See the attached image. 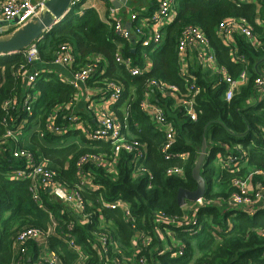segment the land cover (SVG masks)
I'll use <instances>...</instances> for the list:
<instances>
[{"label": "trees", "instance_id": "1", "mask_svg": "<svg viewBox=\"0 0 264 264\" xmlns=\"http://www.w3.org/2000/svg\"><path fill=\"white\" fill-rule=\"evenodd\" d=\"M258 2L255 5L239 0H176V19L164 29L163 44L156 49L153 46L143 49L138 43L135 53H132L131 42L122 40L116 34L114 24L102 22L94 9L80 16L78 8H73L59 28L51 30L37 42L41 60L47 63L52 62L61 46H71L75 56L71 70L74 71L98 59L99 69L89 80L90 87L102 88L105 93L107 82H115L122 87L121 99L114 104L113 111L127 140L146 146V157L140 163L145 172L138 178L132 177L135 171L133 155L127 152H121L114 174L94 164L86 166L100 188L83 190L87 210L96 219L91 225L76 226L75 236L82 249L81 258L59 237L65 224L75 219L72 211L46 192L42 194V203L35 202L28 182L10 181V172L20 166V162L10 151L3 152L0 155V264H11L14 260L13 242L21 231L40 229L46 232L53 223H57L58 229L56 234L49 235L46 245L49 251L58 255L61 264H264V237L259 235L264 231V206L250 216L233 207L230 201L233 195L239 194L236 181L248 179L255 171L264 172V98L257 103L254 88V80L258 76L255 66L260 62L259 66L264 65V26L258 21L261 19L264 23V0ZM230 17L244 19L251 25L260 37L259 47L252 46L245 37L237 34L234 44H223L218 36V26ZM188 26H197L205 32L218 63L227 67L232 76L237 77L246 68L250 77L228 102L223 97L226 84L198 65L196 71L190 72L200 89L195 97L196 121L175 109L173 100L162 98L155 89L151 91L153 102L164 108L177 132L171 152L188 153L186 161H166L160 152L165 142L164 133L145 115L141 104L152 79L175 85L183 92L191 83L180 75L177 53L180 36ZM118 42L123 45L119 52L125 59H132L135 67H144V51L153 62L152 70L141 77L131 76L122 64L116 62ZM232 56L237 58V62H233ZM241 58H244V63ZM22 65H25L23 53L0 57V120L6 114L1 109L6 100L17 97L18 104H21L24 98L26 91L22 74L28 68L24 66L20 74ZM39 78L34 92L40 93L33 106V116H28L30 121L19 145L48 160L60 180L74 187L80 157L90 153L111 160L112 145L91 143L77 131L63 137L46 133L44 138H40L38 130L46 132L49 114L56 107L72 104L76 91L54 75L45 74ZM10 113L18 121L27 117L18 111ZM63 114H67L64 109L60 115ZM3 133L0 125V137ZM68 136L81 138L83 147L75 141H68ZM204 136L210 149L202 167L207 184L204 201L200 205L187 202L180 207L177 201L179 190L197 189L192 171L201 153ZM238 144L243 148L241 153H246V162L240 169H223L216 178L215 169L211 166L215 153L224 155L231 150L238 154L234 149ZM176 167L183 168L184 177L166 175L168 169ZM251 183L253 195L264 188V178L260 175H254ZM216 184L218 188L225 186L227 190H215ZM118 199L130 205L133 221L127 222L121 210L103 208L102 201L115 202ZM98 210L104 218V231L100 227ZM184 219L190 226L193 224V230L170 226L171 222ZM97 233L112 237L115 243L101 255L92 246L97 242ZM137 233L142 238L137 239ZM145 236L151 238L149 245L142 244ZM28 248L31 257L29 261L25 260V264H34L42 255L41 250L33 244ZM180 250L183 251L182 257L177 255Z\"/></svg>", "mask_w": 264, "mask_h": 264}, {"label": "built area", "instance_id": "2", "mask_svg": "<svg viewBox=\"0 0 264 264\" xmlns=\"http://www.w3.org/2000/svg\"><path fill=\"white\" fill-rule=\"evenodd\" d=\"M48 0H0V34L7 28L15 27L21 28L34 18L39 17L45 9ZM85 0H71V7L78 8L83 5ZM105 3H112L116 0H103ZM242 3L251 0H239ZM128 3V0H127ZM126 5V4H125ZM176 0H158L156 11L148 17L147 20H139L136 13L132 14L131 20L135 22V36L140 39L143 48L153 46L155 49L159 48L164 41V29L172 24L176 19L175 11ZM111 10V11H110ZM109 23L114 24L116 34L124 41H130L132 34L126 30L121 21L114 18L115 9L111 8ZM139 21V22H138ZM138 22V23H137ZM6 26V27H4ZM235 34L245 37L252 45H259V36H257L251 25L244 19L226 18L222 20L218 26V36L226 46L234 44ZM177 53L179 58L180 75L183 79L190 80L191 83L183 92L179 87L167 84L161 80L152 79L147 86L145 98L141 104V109L155 124V127L161 130L165 136V142L162 145L160 152L166 161L179 159L186 161L188 153H173L171 152L176 144V129L173 123L167 117L163 107L153 102V90L159 91L162 98H170L174 102V108L179 109L191 121L197 120V109L195 106V97L200 92L196 86V79L190 73L189 59L195 57L198 64L206 70H212L221 80L226 84L224 93V100L231 101L240 86L246 84L249 80V71L244 68L237 77L230 74L227 67L222 66L217 61L215 50L212 48L210 40L205 32L197 26H188L185 28L180 36L177 46ZM236 53V52H235ZM25 65L20 66V74L27 66L28 69L22 74L24 80L25 95L21 104H18V98L13 97L6 100L1 109L5 116L0 120V125L4 129L3 135L0 137V155L5 151H10L13 158L20 162V166L10 172V181H24L29 183V191L35 202L42 203V194L45 192L52 196L54 200L66 206L72 211L75 219L68 224H65V229L59 233V237L67 243V245L80 255L82 258L81 246L77 244L75 236V229L77 225L85 226L91 225L95 222L93 214L87 210V201L85 200L83 190L96 191L100 188L96 184L94 175L86 170V166L94 164L100 168L105 169L108 173L114 174L116 172L118 160L121 152H127L133 155V166L135 171L132 174L133 178H138L145 169L140 167V163L145 159L147 154L146 146L141 147L138 142H130L123 134L121 123L115 115L110 111L102 113L98 117L97 127L88 129L79 118L72 114L70 106L56 107L48 116L46 122V132L38 130L40 138H44L46 133L53 136L63 137L72 132H80L91 143H106L112 145L111 160L103 155L85 154L80 157L77 163V183L74 187H69L65 182L60 180L58 172L49 166L48 160L41 159L37 156V152L29 148L21 147V138L23 131L29 123V117L33 116V106L38 97L34 92L35 85L39 78V73L30 72L31 65L40 60L39 46L37 43L31 44L23 53ZM147 55L144 58L147 59ZM116 62L122 64L133 77H141L145 74L142 68L135 67L133 60L125 59L118 51L115 55ZM233 62H237V58L232 56ZM75 61L73 49L69 45L61 46L55 53L51 64L72 69ZM244 63V58H241ZM99 60H91L85 67L78 71L72 72V80L69 86L77 90L80 85H85L91 78H94L99 67ZM260 67V66H259ZM258 76L254 80V88L256 89V102L261 103L264 98V67L261 72L257 67ZM106 94L109 97L111 104H116L120 101L122 96V87L115 82L106 83ZM251 103V101H249ZM63 109L67 114L60 115ZM22 112L27 115L26 118L19 120L16 116H12L10 112ZM18 122V123H17ZM7 143V144H6ZM14 144V147L11 146ZM228 148V146H226ZM235 151L227 150L228 152L220 157V163L223 169H240L244 165L246 153H241L242 147L240 144L235 146ZM243 163V164H242ZM114 164L116 168L112 170L109 166ZM167 176L184 177L183 168H170L166 171ZM254 175H260L264 178L263 171H255L246 180H238L235 182L239 194L233 195L231 198V205L250 216L255 215L258 210L264 206V188H261L256 194L251 193V182ZM204 199L197 204H202ZM40 203V205H42ZM103 208L109 210H121L126 221H133L131 216L130 205L118 199L115 202L102 201ZM163 218L162 215H160ZM98 218L100 220L101 230L104 231L105 223L100 210H98ZM187 219L183 221L170 223V226L180 228H190L193 230ZM135 229V226L133 227ZM58 229L57 223L49 231H42L40 229H26L21 231L13 242L14 260L11 264H25L27 254L29 252L28 245H36L41 250L40 258L34 264H61L57 254L52 251L45 253L49 247L46 245V239L50 234H56ZM259 235L264 237V231ZM97 242L93 244L95 252L100 255L102 251L107 252L109 245H115L112 237H108L104 233H97ZM136 238H142L140 233L136 234ZM151 238L149 236L143 237L142 244L149 245ZM178 257L183 256V251L177 254ZM144 263V260H141ZM105 264V263H104Z\"/></svg>", "mask_w": 264, "mask_h": 264}, {"label": "crops", "instance_id": "3", "mask_svg": "<svg viewBox=\"0 0 264 264\" xmlns=\"http://www.w3.org/2000/svg\"><path fill=\"white\" fill-rule=\"evenodd\" d=\"M157 1L158 0H128V3L126 5H122L120 8H116V6H114L113 4L117 2V0L112 3H105L103 0H85L83 5L81 7H78L77 13L81 16L87 10L94 9L97 12L100 20L106 24H109V19L111 18L109 10L111 8H114L116 10L114 14V18L121 21L126 30L130 29L128 31L132 34L133 38L135 37V43H133L132 40H130L132 44V48H131L132 53H135L137 50L136 45L140 43V39L136 38L134 34L136 23L132 22L131 16L132 14L136 13L138 15L139 20H147L148 17H150L156 11ZM246 3H253L255 5L259 4L258 0H251ZM258 21L261 26H264V23L261 19H259ZM61 25H59L58 28ZM16 30L17 28H15L14 26L7 28L2 34H0V39H4L8 37L10 34H12ZM260 43L261 42H260V37H259V45ZM252 46L256 47L257 45H252ZM117 48H118V51H122L123 45L118 42ZM142 55L144 57L145 55L144 51ZM144 61H145L144 67L142 69L145 71V74H146L152 70L153 62L149 56L147 57V59L144 58ZM188 63H189V70L196 71L199 64L196 61L194 56L191 59H189ZM259 64H262V62L258 63L257 66H255V70L258 67V69H260V71L262 72L264 65L259 67ZM29 70H30L29 73H33V72L39 73L40 74L39 77L45 74L54 75L61 83L65 85H69V83L72 80L73 70H71L70 68L56 66L51 63L44 62L41 60V57H40V60L36 61L35 63L31 65V68ZM206 72H209L211 75H216L212 70H209V69L206 70ZM39 79L40 78H38V80ZM75 91H76V96H75L74 102L70 106L71 108L70 112L72 114H75L79 118V120L84 123L86 128L88 129L96 128L98 126L97 125L98 117L104 112H108V113L111 112L113 115H115L113 111L114 104H111V102L109 101V97L106 95L104 89L102 90V88H94V87L92 88L87 83L85 85H80V87ZM39 93L40 92H37V95H39ZM75 143H77L80 147H83L81 143V138H78V141H75ZM221 154H222L221 152L217 153L219 163H220V157L222 156ZM109 167L112 170L116 168L114 164H110ZM45 253H49V249H47ZM28 254L30 255V253ZM28 254H27V260L29 261L31 256H29Z\"/></svg>", "mask_w": 264, "mask_h": 264}, {"label": "water", "instance_id": "4", "mask_svg": "<svg viewBox=\"0 0 264 264\" xmlns=\"http://www.w3.org/2000/svg\"><path fill=\"white\" fill-rule=\"evenodd\" d=\"M70 3L71 0H48L44 11L39 17L18 28L8 37L0 39V57L24 53L31 44L40 42L46 34L61 25L73 9ZM125 4H127V0H117L113 5L116 8H120ZM131 40L135 43V37H132ZM209 150L207 139L204 136L201 153L192 171V177L197 184V189L195 191L179 190L177 201L180 207H184L187 202L198 203L204 199L207 184L202 175V167L205 165Z\"/></svg>", "mask_w": 264, "mask_h": 264}, {"label": "rangeland", "instance_id": "5", "mask_svg": "<svg viewBox=\"0 0 264 264\" xmlns=\"http://www.w3.org/2000/svg\"><path fill=\"white\" fill-rule=\"evenodd\" d=\"M5 36V35H4ZM207 136H208V133H207ZM68 141H78V137H75L74 136H69ZM218 152L215 153V159L212 163V167H214L215 169V172H216V178L220 175L221 171L223 170L222 166L220 165V163L218 162V155H217ZM217 155V156H216ZM220 184V183H219ZM215 190H222V191H225L227 190V188H225V186H220L218 188V184H216L215 186ZM66 207V206H65ZM66 209V208H65ZM132 252L134 251L133 249H131ZM129 252V251H128ZM131 252V251H130ZM126 255H127V252H126Z\"/></svg>", "mask_w": 264, "mask_h": 264}]
</instances>
